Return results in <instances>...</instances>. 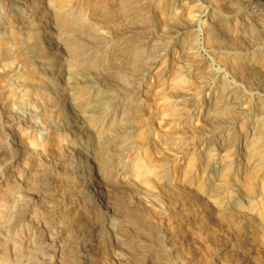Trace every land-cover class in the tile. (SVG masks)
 Masks as SVG:
<instances>
[{
    "label": "bare ground",
    "instance_id": "bare-ground-1",
    "mask_svg": "<svg viewBox=\"0 0 264 264\" xmlns=\"http://www.w3.org/2000/svg\"><path fill=\"white\" fill-rule=\"evenodd\" d=\"M149 2L0 0V264H264V0ZM152 105L178 133L138 188Z\"/></svg>",
    "mask_w": 264,
    "mask_h": 264
},
{
    "label": "rangeland",
    "instance_id": "rangeland-1",
    "mask_svg": "<svg viewBox=\"0 0 264 264\" xmlns=\"http://www.w3.org/2000/svg\"><path fill=\"white\" fill-rule=\"evenodd\" d=\"M43 1V2H42ZM65 0H40V3L41 4H46L45 6L46 7H49V9L50 10H53L54 8H56L57 6H59L62 2H64ZM149 1H151V2H149V12H148V14H146V15H149V17H151L150 19H149V22L147 23V29H153L154 28V26H157V25H159V24H161V20H162V18L159 16V12H160V10H161V6H162V4L161 3H159V1L160 0H149ZM158 1V2H157ZM161 1H163V0H161ZM217 1H219V0H217ZM60 2V3H59ZM141 3V2H140ZM135 4V3H134ZM133 4V10L132 11H135L136 10V8H137V6H138V4H139V2H137L136 4H137V6H135ZM141 5V6H140ZM142 5L143 4H139V11H140V8L142 7ZM152 7H151V6ZM161 5V6H160ZM160 6V7H159ZM135 8V9H134ZM154 8V9H153ZM156 9V10H155ZM77 11H80V10H76L75 12H77ZM71 12V11H70ZM70 12H68V14L66 15V17H69L71 14H70ZM140 12H142V11H140ZM143 13V12H142ZM159 13V14H158ZM157 14V15H156ZM156 16V17H155ZM105 17V16H104ZM104 17L102 18V17H100L99 18V20H98V22H96V25H97V27H99L100 29H104L105 28V30L107 31V32H109L110 31V34L112 33V35L114 34V33H116V34H114V36H115V39L116 40H118V38L117 37H119V36H121L119 33H117L115 30H113L112 31V27H110V22L107 20V18L106 19H104ZM86 18H87V16H86ZM157 18H159L158 20H157ZM208 18V14H207V12H203V16H202V19H201V22H200V24L199 25H197V27L196 28H198L197 29V31L200 29H202V27L204 26V25H202L203 24V21L205 20V19H207ZM68 19V18H67ZM153 19V20H152ZM154 19H156V20H154ZM161 19V20H160ZM102 22V24H101V22ZM108 21V23H106V22ZM153 22V23H152ZM163 22V21H162ZM44 23H45V21H44ZM149 23H151V24H149ZM99 24V25H98ZM107 26H106V25ZM148 24H149V26H148ZM153 25V26H152ZM236 25H237V23L236 22H232L231 23V27L233 28H235L236 27ZM109 29H108V28ZM112 28V29H111ZM199 30V31H200ZM112 31V32H111ZM119 34V35H118ZM103 50V49H102ZM98 66V64L96 65V67ZM159 66L160 65H158L155 69H153L150 73H149V75L151 74V75H155L154 77L156 78V75H158V71H159ZM156 73V74H155ZM30 75L31 74H26V76L27 77H29L30 78ZM147 76V78L145 79V82H143L142 83V88L143 89H151V87H152V85H153V81L155 80L154 79V77L153 76ZM35 77V76H34ZM20 79H22V77L20 78ZM151 79V80H150ZM151 81V82H150ZM15 82H17V81H15ZM14 82V83H15ZM152 83V84H151ZM32 84H36V83H34L33 81H32ZM149 86V87H148ZM148 87V88H147ZM19 91V89L18 88H8V87H6L5 86V84H4V82L1 80L0 81V98L1 97H3V98H5L6 100H7V102H9L10 100H16V97L15 96H13V93H17ZM25 91H22L21 93H24ZM153 108V109H152ZM152 108L151 109H142V111H141V113L139 114V118H138V120L137 121H139V122H137V123H139L140 125H138L137 124V130L138 131H136V135H134L133 134V136H132V138H131V140L132 139H134V142H133V140H132V142L133 143H137V144H141V147H139V148H136V150L138 151H136V150H134V152L131 154V157H130V159H128V158H126L125 160H129V162L131 163V167H130V169H128V170H132L129 174H133V172L135 173V174H133V175H135V177H136V179H135V177L133 178L132 176V178L130 177V175H129V177L131 178V179H133L132 180V183H133V185L135 186V187H141L142 185H145L144 183L147 181V180H145V179H148V181H150V182H152L153 181V177H152V169L154 168V166L156 165V164H158V163H160V162H158L159 160H160V158H161V160L160 161H164V160H167V158L169 157V155H167V154H165V155H163V156H165V157H163V156H155L154 154L158 151V148H159V146H160V139H162L163 138V135H169V134H166V133H170V135H175L176 133H178V130L177 129H171V130H169L168 132L166 131L165 132V134H164V129H163V124H162V121L159 119V116L158 115H156L157 113V111H156V109H158V107L157 106H153L152 105ZM155 109V110H154ZM39 111V109H37L36 108V110H35V112L37 113ZM21 112H23V111H21ZM145 112V113H144ZM27 113H29L28 111H27ZM141 114H144V115H141ZM153 114H155V116L153 115ZM143 116V119L141 118ZM145 116V117H144ZM39 116H35V117H33L32 119V121H30L32 124L34 123L35 125H37V126H42V124H41V119L39 120V118H38ZM145 118L147 119L146 121H145ZM145 122V123H144ZM24 123V122H23ZM31 123H29V124H31ZM16 129L17 128V124H15L14 126H13V129ZM45 127L43 126V129H44ZM20 130L22 131V133H21V135L22 136H24V135H26L25 137H24V139L26 140V142H28V143H31L32 142V135H34V134H36L35 132H32V131H27V130H24V128L22 129V128H20ZM177 130V131H176ZM46 133L45 132H41V134H40V138H37V136H36V141H38V142H40V140L42 141L43 140V144L45 145L46 144V141H44L45 140V138H49V136H46L45 135ZM60 140V141H59ZM59 142H61V139H58V142L55 144V147L57 148V146H58V148H59V145H60V143ZM144 145V146H143ZM140 149V150H139ZM153 150V151H152ZM154 152V153H153ZM134 157H133V156ZM139 156V157H138ZM168 156V157H167ZM137 159H136V158ZM156 158V159H155ZM158 158H159V160H158ZM177 159L175 160V159H173L174 161H172V165H171V169H169V172H170V174H171V176H176V177H174L175 179H177V177H178V174H180L182 171H184L185 170V168L188 166L187 164L189 163V159L188 158H186V157H184V158H181V157H176ZM186 158V159H185ZM133 159V160H132ZM131 160H132V162H131ZM158 163H157V162ZM124 163V162H123ZM122 162H121V165L123 164ZM139 165V166H138ZM142 167H141V166ZM121 167V166H120ZM135 167V168H134ZM143 168V169H142ZM144 168H145V171H147L148 169V171L147 172H145L144 171ZM135 169V170H134ZM144 171V172H139V171ZM151 169V170H150ZM139 170V171H138ZM172 171V172H171ZM136 172H138V173H136ZM141 173V174H140ZM173 174V175H172ZM137 175V176H136ZM140 176V177H139ZM183 176V175H182ZM152 181H151V180ZM144 180H145V182H144ZM147 184H149L148 182H146ZM260 187H261V189H260V191L262 190V186H261V184L259 185ZM259 187V188H260ZM260 194L262 193V192H259ZM260 204H259V206H260V208L263 210L264 209V207H263V199L261 200V202H259ZM262 203V204H261Z\"/></svg>",
    "mask_w": 264,
    "mask_h": 264
}]
</instances>
